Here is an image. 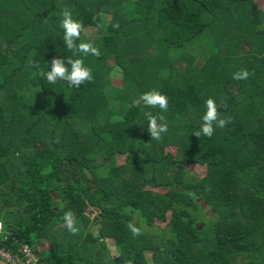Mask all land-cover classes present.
I'll return each instance as SVG.
<instances>
[{"label":"trees","instance_id":"obj_1","mask_svg":"<svg viewBox=\"0 0 264 264\" xmlns=\"http://www.w3.org/2000/svg\"><path fill=\"white\" fill-rule=\"evenodd\" d=\"M263 9L0 0L1 246L43 264H264Z\"/></svg>","mask_w":264,"mask_h":264},{"label":"rangeland","instance_id":"obj_2","mask_svg":"<svg viewBox=\"0 0 264 264\" xmlns=\"http://www.w3.org/2000/svg\"><path fill=\"white\" fill-rule=\"evenodd\" d=\"M257 1H258L259 6L262 7V8H264V0H257ZM113 11H114V9H113ZM107 23H108V18H105L103 24L100 27L101 29H91V30H88L87 31V34L89 36H91V39L92 38L93 39H97V38H100L101 39L103 36H106L105 31H106ZM237 59H238V61H243L245 59V53L244 52L238 53L237 54ZM199 60H202V58L199 57ZM112 74H113L112 75L113 85L114 86H117V87H120L122 85V82H123L121 73L119 71H117V69L116 70L113 69ZM23 93H27V92L24 91ZM31 94H34V92L32 91ZM119 162H120V164H123L125 162V160L124 159H120ZM190 167H192L191 170L193 172H195L196 174H198V175H204L205 174V168H203V167L196 166V165H192ZM145 188L146 189H154V190H156L155 188H151L150 186H147ZM12 204L13 205H16V201L14 200L12 202ZM0 207H2V206H0ZM91 210L92 211L88 210V214L91 217V219L93 220L94 224H96L94 227H92V231L93 232H97L98 222L102 219L103 215L100 214L97 209H91ZM205 210H207V211H206V213L204 215V218L209 219V221H211L213 219L215 213L211 209H209L208 206H205ZM164 226H165V223L164 222H162V223L157 222L155 224V227L151 228L150 230L157 231V228H159V227L160 228H163ZM44 249H47L48 250L49 249V245L46 244L43 247H40V250H44ZM147 257L148 258H151V255H148ZM162 259H163V257H162Z\"/></svg>","mask_w":264,"mask_h":264},{"label":"built area","instance_id":"obj_3","mask_svg":"<svg viewBox=\"0 0 264 264\" xmlns=\"http://www.w3.org/2000/svg\"><path fill=\"white\" fill-rule=\"evenodd\" d=\"M9 233L5 231L3 223H0V240L4 242L8 239ZM18 251L22 254V257L12 256L0 250L2 258L7 259L11 264H43L40 257L37 256L28 245H20Z\"/></svg>","mask_w":264,"mask_h":264},{"label":"bare ground","instance_id":"obj_4","mask_svg":"<svg viewBox=\"0 0 264 264\" xmlns=\"http://www.w3.org/2000/svg\"><path fill=\"white\" fill-rule=\"evenodd\" d=\"M1 223V222H0ZM3 227H4V225H3ZM6 231V230H5ZM7 232V231H6ZM9 233V235H8V239L6 240V241H4V242H8L9 241V238L11 237V233L10 232H8ZM0 243H1V240H0ZM31 248V247H30ZM4 250V252L5 253H7V254H10V255H12V256H18V257H22V254L20 253V252H13V251H10V250H8V248L7 247H3V246H1V244H0V250ZM31 250L37 255V256H39L32 248H31ZM0 258L2 259V260H4L5 262H7L8 264H11L7 259H5V258H2L1 257V254H0Z\"/></svg>","mask_w":264,"mask_h":264},{"label":"water","instance_id":"obj_5","mask_svg":"<svg viewBox=\"0 0 264 264\" xmlns=\"http://www.w3.org/2000/svg\"><path fill=\"white\" fill-rule=\"evenodd\" d=\"M0 264H8V263L0 258Z\"/></svg>","mask_w":264,"mask_h":264}]
</instances>
